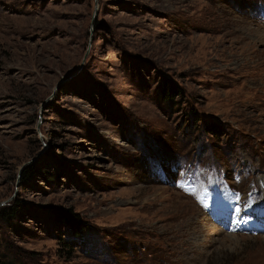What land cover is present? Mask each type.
Masks as SVG:
<instances>
[{"label": "rangeland", "instance_id": "374dc122", "mask_svg": "<svg viewBox=\"0 0 264 264\" xmlns=\"http://www.w3.org/2000/svg\"><path fill=\"white\" fill-rule=\"evenodd\" d=\"M11 203L8 264H264V0H0Z\"/></svg>", "mask_w": 264, "mask_h": 264}, {"label": "trees", "instance_id": "16d2710c", "mask_svg": "<svg viewBox=\"0 0 264 264\" xmlns=\"http://www.w3.org/2000/svg\"><path fill=\"white\" fill-rule=\"evenodd\" d=\"M178 87L173 84L172 82L165 81V84L162 88V97L164 99L172 98L173 96L177 95L179 92ZM207 131L213 132L216 126H214L211 122L207 124ZM33 164L26 165L22 171V178L28 177V175L32 172ZM17 205H14L11 203L10 205H5L0 208V215L2 217H7L15 214ZM57 218L62 220L66 223L71 233L74 235H79L84 232L86 226L85 224L80 221V219L75 214H57ZM0 264H8L3 259L0 258Z\"/></svg>", "mask_w": 264, "mask_h": 264}, {"label": "snow or ice", "instance_id": "6c2138e0", "mask_svg": "<svg viewBox=\"0 0 264 264\" xmlns=\"http://www.w3.org/2000/svg\"><path fill=\"white\" fill-rule=\"evenodd\" d=\"M234 199H235L236 201H239V200H240V194H239V193H235V194H234ZM203 206H204L205 208L207 207L206 204H204ZM250 206H251L250 203L245 205V207H250ZM240 212H241V207L237 206V207L234 208V213H235L237 216L240 214Z\"/></svg>", "mask_w": 264, "mask_h": 264}, {"label": "water", "instance_id": "95a60500", "mask_svg": "<svg viewBox=\"0 0 264 264\" xmlns=\"http://www.w3.org/2000/svg\"><path fill=\"white\" fill-rule=\"evenodd\" d=\"M95 15H96V8H95V10H94V12H93V15H92V25H93V21H94V18H95ZM91 29H92V26H91ZM39 123H40V119H38V121H37V129L39 130Z\"/></svg>", "mask_w": 264, "mask_h": 264}]
</instances>
